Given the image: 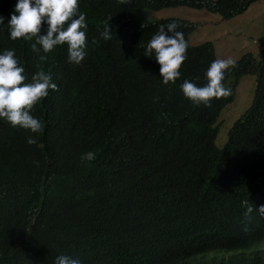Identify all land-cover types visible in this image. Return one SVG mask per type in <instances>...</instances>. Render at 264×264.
<instances>
[{"label":"trees","instance_id":"trees-1","mask_svg":"<svg viewBox=\"0 0 264 264\" xmlns=\"http://www.w3.org/2000/svg\"><path fill=\"white\" fill-rule=\"evenodd\" d=\"M255 1L79 0L88 54L74 65L66 45L44 54L30 48L34 40L9 39L16 0H0V51L15 49L29 79L42 69L58 86L31 110L38 133L0 119V264H53L62 253L82 264H155L201 234L247 247L215 264H264V215L246 219L241 204L264 205V46L259 58L245 53L227 70L228 97L193 105L179 84L205 83L213 44L189 42L192 21L150 20L154 10L179 6L228 19ZM170 22L189 47L181 76L165 85L144 49ZM105 26L108 40L99 35ZM248 73L257 75L252 105L220 147L218 118Z\"/></svg>","mask_w":264,"mask_h":264},{"label":"clouds","instance_id":"clouds-1","mask_svg":"<svg viewBox=\"0 0 264 264\" xmlns=\"http://www.w3.org/2000/svg\"><path fill=\"white\" fill-rule=\"evenodd\" d=\"M78 4L79 0H16L7 19L8 38L34 40L30 48L36 53L44 54L59 45H66L67 62L79 65L88 54V25L86 14L79 10ZM4 21L5 17L0 15V26L5 25ZM178 26L176 22L161 25L144 49V54L153 57L160 65L159 75L165 85L175 83L181 76L180 68L189 47L184 32L177 30ZM111 33L110 26H105L99 35L108 40ZM91 42L97 41L93 39ZM45 58L41 56V59ZM234 66L235 61L231 58L213 59L204 72L205 83L197 84L186 78L179 84L180 90L193 105L210 106L214 98L228 97L231 94L232 90L225 86L224 79L227 70ZM57 87L51 73L42 69L34 72L29 79L24 66L15 55V49L5 48L0 51V119L11 126L38 133L42 122L31 114V110L41 98L49 94V90L54 91ZM26 142L33 144L36 138L28 136ZM241 204L245 209L246 219H251L253 212L264 215V205H255L253 208V203L249 200L242 201ZM212 240L213 238L204 240L201 234L191 244L171 246L155 264H215L222 257L230 261L231 254H240L247 249L238 238L234 239L232 245L227 244L225 238L221 241L211 242ZM53 264H82V261L78 257L62 253L54 258Z\"/></svg>","mask_w":264,"mask_h":264},{"label":"rangeland","instance_id":"rangeland-1","mask_svg":"<svg viewBox=\"0 0 264 264\" xmlns=\"http://www.w3.org/2000/svg\"><path fill=\"white\" fill-rule=\"evenodd\" d=\"M168 17L192 21L195 28L189 35V42L198 45L210 41L215 48L216 58L237 61L248 52L259 58L264 46V0L253 2L244 13L228 19L206 9L179 6L154 10L150 20ZM256 87V74L248 73L240 78L233 102L223 108L218 118V146L225 145L234 122L252 105Z\"/></svg>","mask_w":264,"mask_h":264}]
</instances>
